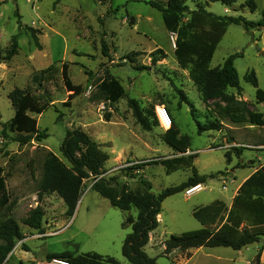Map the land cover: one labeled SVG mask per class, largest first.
<instances>
[{"label": "rangeland", "instance_id": "obj_1", "mask_svg": "<svg viewBox=\"0 0 264 264\" xmlns=\"http://www.w3.org/2000/svg\"><path fill=\"white\" fill-rule=\"evenodd\" d=\"M148 1L110 0L103 4L97 0H0V45L8 49L13 36L19 44L18 55L0 65V169L4 171L11 201L16 202L11 213L0 210V220L11 215L20 222L25 237L4 264H45L50 254L64 252L96 253L114 258L119 264H129L122 249L132 229L123 224L129 215L137 218L136 209L124 213L112 207L92 190L94 182L89 179L74 216L68 217L65 204L53 199L52 204L42 201L38 184L49 153L66 161L61 148L72 129L83 130L109 155L105 165L107 177H117L132 190L144 189L142 179L151 183L157 195L187 181L192 169L167 174L163 166L151 165L142 171H128L134 166H129L132 163L177 156L164 141L166 131L160 125L145 130L137 122L130 100L136 101L142 110L153 107L156 111L157 106H166L181 135L190 138L191 146L185 155L197 154L194 166L200 175H216L202 184L203 190L187 196V189L163 202L159 228L151 233L145 249L148 256L155 258L157 264H264V241L241 251L200 248L163 254L167 240L202 228L193 217L195 209L218 200L230 207L236 187L255 168L264 165V117L259 121L253 116L257 112L264 115V104L256 103V89L245 80L246 74L254 71L259 88L264 91V28L245 30L241 25H231L211 63V68H217L229 56L242 54L235 60L242 92L239 96L237 90L230 89L229 93L249 104L252 114L248 121L233 124L229 119H219L224 125L222 131L200 135L198 123L204 125L219 118V101H212L208 108L203 103L189 72L181 69L175 58L172 33L167 31L161 12ZM156 1L166 4L168 0ZM248 1L238 0L226 7L193 0L188 6L190 10L201 7L217 16H243L259 22L264 0H254L255 12L247 7ZM26 28L38 31L42 50L36 47ZM103 43L110 49L109 57L103 55ZM158 49L165 58L154 64L151 53ZM132 52L141 53L134 64L126 59ZM63 63L69 65L72 82L84 89L70 107L64 106L70 93L64 87L61 72L52 82L45 83L42 91L32 83L36 73L53 64L61 71ZM108 77L118 80L125 89L126 97L118 103L106 101L100 90L99 85ZM27 87L39 95L48 93L53 106L42 115H33L39 130L46 131L48 137L42 141L35 138L21 146L15 142L18 133L9 126L15 109L8 95L16 88ZM5 125L8 138L2 134ZM233 148L241 149V155L237 156ZM249 161L252 166H248ZM39 205L45 210L44 234L21 223ZM30 257L32 260L28 261Z\"/></svg>", "mask_w": 264, "mask_h": 264}, {"label": "trees", "instance_id": "obj_2", "mask_svg": "<svg viewBox=\"0 0 264 264\" xmlns=\"http://www.w3.org/2000/svg\"><path fill=\"white\" fill-rule=\"evenodd\" d=\"M107 3L110 0H97ZM193 0H168L166 4L149 0L147 4L161 12L165 27L168 32L176 35L175 58L181 69L189 72L191 81L196 86L201 100L208 108L212 101L218 100L219 118L204 125L198 123V133L222 131L224 125L219 120H230L233 124H244L252 114L246 101L237 99L235 94L229 93L230 89L238 91L241 95L242 89L239 82V74L235 67V60L242 54L229 56L224 64L217 68H211V63L218 45L231 25L243 26L245 30L253 28H264V11L259 22L248 21L243 16L222 17L214 15L204 8L190 10L188 2ZM209 3H221L226 7H232L238 0H207ZM247 7L255 12L257 7L254 0L247 2ZM30 33L36 47L42 50L37 37L38 31L26 28ZM103 55L109 57L110 49L103 43ZM19 44L16 36L11 39V45L4 50L0 45V65L11 61L18 55ZM158 54L160 55L158 57ZM139 52H132L126 59L134 64ZM154 64L165 58L162 50L158 49L151 53ZM141 69L150 68L141 67ZM61 72L64 87L70 95L65 107H70L74 98L83 94L84 89L75 85L69 76V65L63 63L60 69L56 65L36 73L32 83L38 91H42L45 83L52 82ZM247 83L256 89V103L264 104V91L259 88L258 78L254 71L245 76ZM100 90L106 101L118 103L126 97L125 89L118 80L108 77L100 85ZM14 109L15 115L9 123L12 132L18 133L15 142L21 146L30 144L35 138L42 141L48 134L41 132L38 120L33 115H42L53 105L48 93L39 95L30 87L25 89L16 88L8 95ZM130 107L137 122L145 129L151 130L158 126L155 109L142 110L138 103L130 100ZM170 111V110H169ZM171 113V112H170ZM172 115V114H171ZM256 120L262 119V113H254ZM6 135V125L2 132ZM164 141L170 146L177 156L163 158L159 161L144 162L130 167L128 171H142L151 165H161L171 174L182 168L192 169V176L185 182L167 188L160 194L152 191L149 181L142 179L143 190H132L125 182H120L117 177H107L108 171L105 165L109 155L101 150L100 146L81 129L68 130L63 142L61 152L64 161L53 153H49L43 166V173L38 184V195L56 194L67 207L66 215L73 217L81 200L86 180L92 179V190L101 197L108 200L110 205L124 213L132 209L138 211L135 219L129 215L126 217L123 227H131L132 231L127 235L123 244V256L129 264H157L155 258L148 256L146 247L150 242V235L159 228L163 202L191 187L205 184L209 179H214L215 174L200 175L194 166L197 154L185 155L191 146L190 138L181 135L176 122L164 133ZM240 156L242 150L233 148ZM180 154V156H178ZM229 158V153L227 155ZM229 161V159H228ZM240 168V167H238ZM4 171L0 169V210L11 213L16 202L11 201L7 191ZM220 174V173H219ZM132 178H135L132 176ZM193 217L202 225L195 231L184 232L174 236L165 242L164 255L169 256L173 251L186 252L190 249L200 248H229L241 251L251 245L264 241V166L257 169L239 188L236 196L229 207L223 201H215L212 204L197 208ZM45 210L42 206L31 209L21 223L41 234L44 228ZM21 224L11 215L0 220V264H4L14 251L17 243L24 239ZM261 252L257 260L260 259ZM68 259L71 264H119L114 258L104 257L96 253L76 255L71 252L61 254H50L49 258Z\"/></svg>", "mask_w": 264, "mask_h": 264}, {"label": "built area", "instance_id": "obj_3", "mask_svg": "<svg viewBox=\"0 0 264 264\" xmlns=\"http://www.w3.org/2000/svg\"><path fill=\"white\" fill-rule=\"evenodd\" d=\"M172 39H173V43H174V45L176 47V44H175L176 35L175 34H172ZM155 114H156V119L158 120L159 125H160L161 128H163L165 131H168L169 129L172 128V126H173V117H172L169 109L166 106H164V105L157 106ZM136 164H139V163H132V164H129V166L130 165H136ZM199 186H202V184L197 185L195 187L189 188V190H187L185 192V194L187 196H191L189 194L195 188H197ZM45 264H71V263H70V261L68 259L54 257V258H50L49 260H47Z\"/></svg>", "mask_w": 264, "mask_h": 264}, {"label": "crops", "instance_id": "obj_4", "mask_svg": "<svg viewBox=\"0 0 264 264\" xmlns=\"http://www.w3.org/2000/svg\"><path fill=\"white\" fill-rule=\"evenodd\" d=\"M252 161H249L248 162V166H252V163H251ZM264 166V165H263ZM262 167V166H261ZM260 167V168H261ZM257 169H259V168H255V170L252 172V174L254 173V172H256L257 171ZM251 174V175H252ZM250 175V176H251ZM250 176H247V177H245L243 180H242V182L236 187V189H235V191H234V196L237 194V192H238V190H239V188H240V186L250 177ZM233 196V197H234ZM42 201L43 200H46V202L48 203V204H50V202H51V200L53 199L54 201H58V203L60 204H64V202H63V200L61 199V198H59L56 194H53V195H45V196H43L42 198ZM80 203V202H79ZM51 204H52V202H51ZM41 206V205H40ZM159 221H160V219H159ZM70 224V223H69ZM63 230V229H62ZM61 230V231H62ZM46 233V232H45ZM27 240L28 239H26L25 241L27 242ZM17 251H18V249L15 251L16 253H17ZM27 253H29V252H27ZM32 257H30L29 259H28V261H31L32 259H31Z\"/></svg>", "mask_w": 264, "mask_h": 264}, {"label": "bare ground", "instance_id": "obj_5", "mask_svg": "<svg viewBox=\"0 0 264 264\" xmlns=\"http://www.w3.org/2000/svg\"><path fill=\"white\" fill-rule=\"evenodd\" d=\"M201 190H203V186H199V187L195 188L189 195H193L194 193L199 192Z\"/></svg>", "mask_w": 264, "mask_h": 264}]
</instances>
